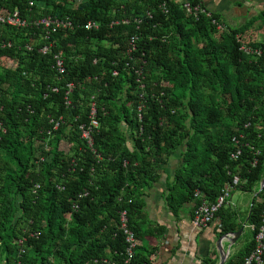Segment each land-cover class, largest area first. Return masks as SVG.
<instances>
[{
	"label": "trees",
	"instance_id": "16d2710c",
	"mask_svg": "<svg viewBox=\"0 0 264 264\" xmlns=\"http://www.w3.org/2000/svg\"><path fill=\"white\" fill-rule=\"evenodd\" d=\"M203 8L210 16L176 0H0V14L73 26L0 25V58L15 64L0 62V264H149L144 240L164 229L146 226L144 194L178 151L165 193L175 216L228 186L254 195L252 238L226 263L243 264L264 212V9L230 26ZM92 103L89 147L78 127ZM122 210L136 238L129 259ZM217 216L221 235L246 220L225 207Z\"/></svg>",
	"mask_w": 264,
	"mask_h": 264
},
{
	"label": "crops",
	"instance_id": "0c3cea01",
	"mask_svg": "<svg viewBox=\"0 0 264 264\" xmlns=\"http://www.w3.org/2000/svg\"><path fill=\"white\" fill-rule=\"evenodd\" d=\"M199 2L230 26L242 25L264 9V0H199ZM182 163L179 151L172 154L163 166L158 181L144 194L146 226L151 229H164L162 234L151 235L144 240V246L152 249L148 251L149 264H205L204 261L208 259L220 264L221 254L217 247L222 236L220 218L209 227L197 230L192 222L194 202L186 204L178 216L172 214L165 203L167 184L173 182L175 172ZM245 194L248 197L244 203L245 211L233 208L231 199V204L227 206L239 219L246 220L243 222V233L237 242L232 244L225 240L221 246L227 253L226 263L252 238L248 218L254 195L247 192ZM246 230L250 231L251 237L242 243Z\"/></svg>",
	"mask_w": 264,
	"mask_h": 264
},
{
	"label": "built area",
	"instance_id": "2783aa9c",
	"mask_svg": "<svg viewBox=\"0 0 264 264\" xmlns=\"http://www.w3.org/2000/svg\"><path fill=\"white\" fill-rule=\"evenodd\" d=\"M178 3L181 4V6L184 8V10L190 14V15H199L200 13H206L208 16H210L209 13L206 12V10L203 8V5L201 2L197 4H191L188 1L185 0H176ZM216 23V21H214ZM0 25H6L11 27H26L27 25H34V26H43L46 31L54 32L56 29L62 28V29H72V24L68 19H55L51 17H44L41 19H34V20H28V19H22L20 17V14L18 11H13L9 13L0 14ZM83 27L87 30L91 29H97L98 25L97 23L93 21L86 22ZM222 27V26H221ZM134 37L130 38V45L132 47L131 50H133V41ZM5 46H9V44L1 43L0 42V48H4ZM40 53L46 54L49 52L48 46H43L39 50ZM10 62L5 61L3 58H0V62ZM52 67L56 71L58 75H62L65 72L64 67V60L62 58V53L57 52L53 55V65ZM115 74V73H114ZM67 88L69 89L66 93V96L71 91L72 84H67ZM52 91L56 92V89H52ZM66 104H69L68 100L66 99ZM95 114L96 109L94 107V104H91L90 108V114L89 119L90 122L88 125H80L78 127L81 138H83L87 145L89 147L92 146V134L94 132V129L97 128L98 123L95 120ZM58 126V123L55 124L54 128ZM240 151H238L236 154H233L232 157L234 159L238 158L240 155ZM235 183H238V179L235 181ZM232 186L226 187L222 194L217 198L215 203H210L203 199L193 210V226L197 230H202L207 227H209L211 224L216 222L218 220V212L222 207H227L230 205V199H231V191ZM196 196L201 197V194L199 191H196ZM221 226V225H220ZM119 227L122 231L124 237H125V243L127 245L126 248V254L128 256V259L131 258L133 254V249L136 247V238L134 236V233L130 230L128 225V217L125 210H122L119 213ZM243 264H264V212H263V218H262V224L257 231L255 235V248L254 250L245 258Z\"/></svg>",
	"mask_w": 264,
	"mask_h": 264
},
{
	"label": "rangeland",
	"instance_id": "374dc122",
	"mask_svg": "<svg viewBox=\"0 0 264 264\" xmlns=\"http://www.w3.org/2000/svg\"><path fill=\"white\" fill-rule=\"evenodd\" d=\"M262 36H259V39H261ZM4 65L9 68H14L15 64L13 62H4ZM69 145L65 142H62L59 146V149L63 152H66L68 150ZM231 203L232 207H237L239 210L245 211V201H247L248 197L246 196V192L244 193L239 188H234L231 191ZM230 203V204H231ZM229 208V207H227ZM251 233L249 230L245 231V234L241 240L242 243H245L248 239H250Z\"/></svg>",
	"mask_w": 264,
	"mask_h": 264
},
{
	"label": "water",
	"instance_id": "95a60500",
	"mask_svg": "<svg viewBox=\"0 0 264 264\" xmlns=\"http://www.w3.org/2000/svg\"><path fill=\"white\" fill-rule=\"evenodd\" d=\"M263 189H264V178L261 181L259 192H261ZM243 230H244V228L242 227L235 233H231V234L227 233V234L222 235L219 238L218 243H217V247L220 249V254H221V263L220 264H225L226 259H227V253L223 249H221L223 242L225 240H228L230 243L235 244L237 242V240L240 238V236L242 235Z\"/></svg>",
	"mask_w": 264,
	"mask_h": 264
}]
</instances>
